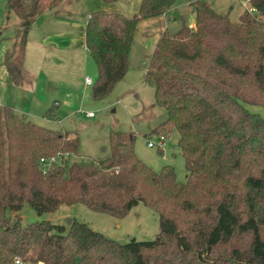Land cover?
I'll list each match as a JSON object with an SVG mask.
<instances>
[{"label": "trees", "instance_id": "obj_1", "mask_svg": "<svg viewBox=\"0 0 264 264\" xmlns=\"http://www.w3.org/2000/svg\"><path fill=\"white\" fill-rule=\"evenodd\" d=\"M64 1H9L21 19L7 61L14 84L22 81L31 26ZM248 1L252 10L239 23L191 1L196 29L165 31L152 54L146 82L167 112L156 132L177 131L186 183L177 181L172 166L151 170L136 155V136L116 132L106 159L55 164L44 173L42 158L78 157L79 138L0 106V264L15 258L29 264H264V119L243 106H264V0ZM176 2L143 0L133 17L90 16L86 42L99 69L95 99L126 76L139 22L164 15ZM25 203L40 215L80 203L117 219L143 203L158 215L159 233L154 241L122 244L76 218L68 219V229L47 220L24 226Z\"/></svg>", "mask_w": 264, "mask_h": 264}, {"label": "rangeland", "instance_id": "obj_2", "mask_svg": "<svg viewBox=\"0 0 264 264\" xmlns=\"http://www.w3.org/2000/svg\"><path fill=\"white\" fill-rule=\"evenodd\" d=\"M9 1L0 0V54L8 41H11V35H14L16 30V14L9 10ZM141 1H126L125 13L129 11L138 13V4ZM176 1L175 8L168 16L167 32L170 35H175L184 25L189 26L192 21H196V14L190 5L193 0ZM201 2L207 3L216 13L227 15L233 23H239L241 16L246 11L252 10L248 0H201ZM81 18H83L82 14L78 19ZM161 32V27L157 26L155 22L140 26V31L136 32L129 53L128 72L105 97L101 99L93 97V89L99 79V69L95 60L89 55L86 67L83 52L80 54L77 51L75 57L64 59L66 66L57 67L54 65L52 67V71H56L58 80L62 81L57 86L58 90L51 89L50 86L43 90L40 84L35 94L36 100L41 101L46 100L49 94L55 96L50 99L51 110L46 112L52 111V117H47L46 114L45 118L42 114L31 116L29 113L25 114L27 112L16 110L18 115L25 116L27 120L51 131L76 133L80 140L79 156H71L69 165L72 163L89 165L92 162L106 159L111 154L110 137L112 133L134 134L136 136V155L147 167L160 173L165 166H172L176 172L177 181L186 183L188 171L179 147V135L176 130L165 135L167 141L163 149L148 146L150 141L156 143L159 140L156 130L167 119L166 110L157 104L155 88L146 82L149 63ZM2 61L0 60V67L6 66V62L4 64ZM68 64H72L74 67H68ZM82 76L83 83L85 77H90L93 79V85L91 87L82 85ZM24 77L25 79L30 78L26 74ZM1 79H3L2 76ZM10 89L6 84L0 82V104L7 97L10 101L18 100ZM2 93H4L3 96ZM29 97L30 99H21L14 105L29 109L31 105L29 102L33 100L34 95H29ZM7 106L9 107V105ZM243 106L250 113L264 119V106L246 103H243ZM90 112L93 113L91 118L87 115ZM164 134L167 132H163L162 135ZM19 214L24 226L47 220L54 225L65 226L68 229V219L76 218L87 223L95 231L122 244L133 240L154 241L160 228L158 215L143 203L135 206L123 219L90 210L80 203L63 205L53 214L41 215L29 203H25ZM11 215L15 216L12 213Z\"/></svg>", "mask_w": 264, "mask_h": 264}, {"label": "crops", "instance_id": "obj_3", "mask_svg": "<svg viewBox=\"0 0 264 264\" xmlns=\"http://www.w3.org/2000/svg\"><path fill=\"white\" fill-rule=\"evenodd\" d=\"M126 1L120 0L116 3L107 4L102 0H65L58 8L47 10L43 14L39 15L35 23L31 26L28 34L23 78L20 85L13 83L7 69V61L15 48L18 31L21 25V19L16 15L15 34L11 35V41H8L7 45L3 47L0 54V60H3L2 63L5 64L6 62V66L0 67V79L1 76L3 78L0 82L11 88L10 90L13 91V94L16 95L18 100L10 101L7 97L6 100H2L3 103L1 104H3V107H8L7 105H9V108L16 113L17 111H22L27 112L25 114L29 113L31 116H38L42 114L44 117L45 114H47L46 112L51 110V107H49L51 104L50 99L55 98V96L53 94H49L47 95L48 97L46 100L41 101L36 100L35 94L37 93L40 84L41 89L44 90L45 87L49 86L51 89H57L58 84L62 83V81L58 80L56 71H52V67L54 65H57V67L65 65L64 59L66 57H75L77 51H79L80 54L83 52L84 63L87 67L89 55H91V53L86 42V25L90 16L94 12L101 11L129 17L137 15V13H131L133 11L125 13L124 7H126ZM141 3L138 4L139 8ZM172 10L155 18L142 19L138 24L137 32L140 31L141 25H147L148 23L155 22L157 26L161 27L162 32L159 37L160 39L162 34H164L165 31H168V16ZM81 14L83 15V18L78 19ZM192 25L196 26L195 20L192 21L189 26ZM61 58L63 59L60 60ZM69 66L74 67L72 64H68V67ZM25 74L28 77L30 76V78L25 79ZM81 82L82 85H85V82L83 83V76L81 77ZM3 94L4 93H2V96ZM29 95H34L33 100L29 102V105L31 104L29 109H26L24 106L17 107V105H14L15 102H18L21 99H30ZM67 134H69V139L77 137V134L74 132Z\"/></svg>", "mask_w": 264, "mask_h": 264}, {"label": "built area", "instance_id": "obj_4", "mask_svg": "<svg viewBox=\"0 0 264 264\" xmlns=\"http://www.w3.org/2000/svg\"><path fill=\"white\" fill-rule=\"evenodd\" d=\"M192 29H196L195 25L190 26ZM85 85L87 87H91L93 85V79L88 77L85 79ZM89 117H93V113H88L87 114ZM167 141V137L165 135H159V140L155 143L150 141L148 146L150 148H160L163 149L165 147ZM71 154L67 153V154H63V153H58L54 156L48 157V158H42L41 159V165L44 169V173H46L47 171H49L51 169L52 166H54L55 164H63V163H68L69 162V158H71ZM12 264H29L26 261H24L21 258H15ZM39 264H43V263H39Z\"/></svg>", "mask_w": 264, "mask_h": 264}]
</instances>
